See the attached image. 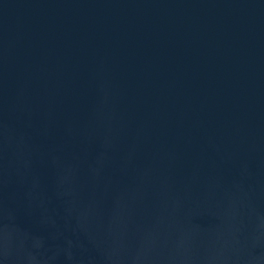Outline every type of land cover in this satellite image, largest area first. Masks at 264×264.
Returning <instances> with one entry per match:
<instances>
[{"label":"water","instance_id":"95a60500","mask_svg":"<svg viewBox=\"0 0 264 264\" xmlns=\"http://www.w3.org/2000/svg\"><path fill=\"white\" fill-rule=\"evenodd\" d=\"M0 264H264V0H0Z\"/></svg>","mask_w":264,"mask_h":264}]
</instances>
